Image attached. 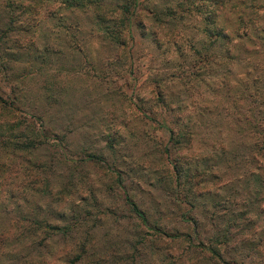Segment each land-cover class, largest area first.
<instances>
[{
    "label": "rangeland",
    "instance_id": "obj_1",
    "mask_svg": "<svg viewBox=\"0 0 264 264\" xmlns=\"http://www.w3.org/2000/svg\"><path fill=\"white\" fill-rule=\"evenodd\" d=\"M162 3V0H141L135 8L136 19L141 20L133 35L131 57L121 62L113 60L105 41L90 34L91 19L87 14L60 10L59 1L54 17L42 14L40 18L44 20L37 21L36 28L21 33L24 38L33 39L35 45L19 61L12 62L7 73L9 78H3L0 71V93L11 78L20 74L28 114L35 116L36 126L40 124L63 135L64 149L38 145L33 153L35 162H29L30 170L36 167L40 174L38 186L26 184L19 206H0V228L10 215L17 213L26 219L21 220L22 224L39 230L38 238L44 237L40 242L36 238L30 245L24 241L16 246L20 254L26 253L31 259L41 254L39 257L50 261L49 257H70L84 242L87 243L85 257L89 259L107 253L109 257L122 258L128 254L125 248L133 244L139 250L134 264H221L198 251L191 224L182 222L179 215L199 218L200 239L207 244L209 240L205 235L224 227L227 210L238 212L250 207L248 215L242 214L245 226L238 228L246 232L241 237L244 244L233 249L219 245L220 252L230 264H264V212L258 214L250 204L254 202L264 209V191H256L259 184L251 179L254 175L246 168L247 150L252 140L242 131L234 132L218 114L214 106L220 95L210 87L219 86L225 68L228 69L226 80L230 82L242 78L243 68L224 65L222 59L217 62L219 57L212 53H220L218 43L206 40L192 26L190 17L168 23L175 28L172 30L174 38L183 42L184 55L166 60V50L155 49L147 34V27L154 18L150 10L160 9ZM230 23L232 21H226ZM142 25L145 34L140 32ZM186 40L198 41L194 46L196 50H191ZM204 56L213 60L205 65L207 72L194 78L185 76ZM174 73L185 77L178 82L179 79L172 76ZM158 91L163 92L165 100L178 101L187 111L191 122L189 148L205 156L214 153L215 158L211 159L218 158L217 173L221 177L216 183L217 191L212 192L216 195H199L193 200L194 206L173 201L170 190L173 177L166 172L169 167L159 161L158 151L167 141V132L147 117L159 120L167 117L166 109L157 100ZM36 103L43 105L41 113L34 110ZM205 109L210 110L209 123L194 122V115H202ZM255 121L263 125L258 118ZM163 122L169 125L166 119ZM218 132L225 134V138L212 140L222 137ZM59 152L73 159L84 156L85 152L93 153L106 164L92 160L63 161ZM114 167L122 173L120 186L113 181ZM184 182L183 176L174 197H182L185 187L181 183ZM187 185L189 188L188 182ZM124 189L145 210L149 225L176 234L180 239L165 240L154 236L152 230L138 227V220L123 203ZM233 190L237 196L230 200L227 196ZM223 199L229 202L224 203ZM226 205L229 208L223 210ZM210 214H213V224ZM33 220L39 224H34ZM64 227L70 228L66 234L62 232ZM57 228L59 230L55 231ZM143 230L149 234H145L143 244L137 243L136 236ZM187 238L190 239L187 241ZM23 245L25 248L21 250ZM256 248H260L261 253ZM117 261L124 263V260ZM15 263L11 258L2 260V264Z\"/></svg>",
    "mask_w": 264,
    "mask_h": 264
},
{
    "label": "trees",
    "instance_id": "obj_2",
    "mask_svg": "<svg viewBox=\"0 0 264 264\" xmlns=\"http://www.w3.org/2000/svg\"><path fill=\"white\" fill-rule=\"evenodd\" d=\"M58 1L60 10L66 9L71 13L78 11L88 15L91 19L90 34L109 45L114 61L121 62L125 57L130 59L133 35L138 21L141 20L136 19L135 8L141 0H0V12H2L0 13V71L3 78H9L7 73L11 70L12 62L19 61V58L26 55L29 48H33V44L35 45L33 39L24 38L25 36L21 33L36 28L38 22L43 21L44 17H54L58 9ZM171 1L162 0L160 9L150 10L154 17L147 27L150 41L155 49L163 47L164 51L166 50L164 52L167 54L166 60L171 61L174 56H183L184 51L181 49L183 42L174 38L172 30L175 28H171L172 25L168 23L171 20L189 19L190 17L193 21L192 26L197 28L206 40L218 43L220 53H212L219 57L217 62L222 59L224 65H239L243 68L242 78L234 79L231 82L226 80L225 73L228 69L225 68L219 86L213 84L210 87L216 89L220 95L214 106L218 114L223 116L226 124L231 126L234 132L242 131L244 136L247 135L252 140L247 150L246 160L249 163L246 164V168L254 175L250 178L259 184L256 191H264V0H173L174 4H171ZM42 14L46 16L40 18ZM226 21H232L233 24H226ZM141 27V34H145L144 26ZM184 42H187V46L191 50H196L194 46L198 41L193 43L191 40H186ZM172 49L175 51L174 53H172ZM202 58L203 60L200 59L202 62L198 65L193 64V70H190V73L185 76L194 78L199 73L207 72L205 65L213 60L209 56ZM192 63V60L189 59V65ZM175 73L172 76L179 79L178 82L185 77ZM16 74L14 73V75ZM19 75L11 78L0 93V206L3 208L8 204L19 206L23 199L21 193L26 188V184L31 183L32 186H38L40 174L35 170L36 167L30 170L29 166L31 160L35 162L33 153L38 145H52L59 151L64 149L63 135L45 129L40 124L36 126L35 116L28 114L29 106L24 107L23 97L25 95L21 88L23 78ZM157 100L166 109L167 117H163L161 120L147 117L167 132V141L161 146L158 156H161L159 161L162 160L165 166L169 167L166 172L170 174V177H173L172 188H170L173 201L194 206L193 200L199 195L211 194L215 197L216 193L212 192L217 191L216 183L221 177L217 173L218 158L217 160L211 159L215 158L214 153L205 156L189 148L191 122L187 117V111L180 102L165 100L161 91H158ZM33 108L36 113L43 111V105L39 103L33 105ZM211 118L210 110L205 109L202 115H194V122L205 124L209 123ZM257 118L263 125L256 123L255 119L257 120ZM165 119L169 125L163 122ZM218 133L222 137L219 139L213 137L212 140L219 141L225 138V134ZM109 142L111 143L110 140ZM58 156H61L63 161L86 162L92 160L106 164L103 158L89 152H85L84 156L77 159L65 157L64 152H59ZM112 171L115 174L113 181L120 186L122 173L116 167ZM183 176L186 182L181 184L185 187V191L182 193V197L180 195V197H174L175 188L179 187ZM191 177L193 178L189 180ZM33 178H35L34 181H31L30 179ZM232 186L230 190L233 189ZM228 194L227 198L230 200H234L237 196L234 190ZM223 200L224 203L229 202L227 199ZM201 202L204 204L206 201ZM123 203L133 217L138 220V227L152 230L154 236L174 241L173 238H176V234H170L149 225L145 210L141 209L127 189L123 190ZM250 204L258 214L264 212V209L258 208L260 205L254 202ZM227 208L229 207L226 205L223 210ZM249 210L250 207H243L238 212L227 210V216H225L227 221L224 227L216 228L214 232L205 235L209 240L207 244L200 239L199 218L183 214H180L179 217L182 222L191 224L192 236H196L195 247L199 249L198 251L207 253L215 263L230 264L223 259L219 245L233 249L237 245L239 247L244 244L241 237L246 232L243 229L238 231V228L241 225L245 226V222H242L244 216L242 214L248 215ZM5 214L6 212H4ZM210 215L212 217L209 220L213 224V214ZM21 220L26 221L24 216L13 213L0 228V264H2V260L9 258L15 261V264H134L135 258L139 256V250L132 244V247L125 248V254L128 253L125 257L113 258L114 256L109 257L107 253L101 257L89 259L85 257L87 243L81 242L78 251L73 250L70 257H49L50 261H46L43 257H39L41 254H37L31 259L26 253L20 254L16 250V246H21L24 241L27 245L32 244L38 238L39 230L27 227V224H22ZM33 222L39 224L37 220H33ZM69 229V227H64L62 232L66 234ZM58 230L57 228L55 231ZM144 230L136 236V242L144 243L145 234H149ZM190 238H187V241ZM42 239L44 237H40L36 241L40 242ZM24 248L23 245L21 250ZM256 251L261 253L260 248H256ZM17 254H20L18 258ZM24 256H28V259L22 260L21 258ZM117 260H124V263Z\"/></svg>",
    "mask_w": 264,
    "mask_h": 264
}]
</instances>
